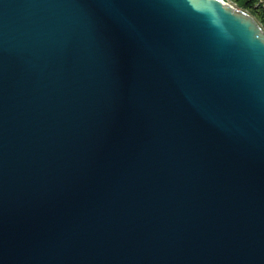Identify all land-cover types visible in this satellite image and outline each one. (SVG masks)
Segmentation results:
<instances>
[{
    "label": "water",
    "instance_id": "obj_1",
    "mask_svg": "<svg viewBox=\"0 0 264 264\" xmlns=\"http://www.w3.org/2000/svg\"><path fill=\"white\" fill-rule=\"evenodd\" d=\"M216 3L0 0V264H264V26Z\"/></svg>",
    "mask_w": 264,
    "mask_h": 264
},
{
    "label": "trees",
    "instance_id": "obj_2",
    "mask_svg": "<svg viewBox=\"0 0 264 264\" xmlns=\"http://www.w3.org/2000/svg\"><path fill=\"white\" fill-rule=\"evenodd\" d=\"M239 7H242L253 15L257 17V19L263 24L264 26V8L261 6H257L259 0H234Z\"/></svg>",
    "mask_w": 264,
    "mask_h": 264
},
{
    "label": "clouds",
    "instance_id": "obj_3",
    "mask_svg": "<svg viewBox=\"0 0 264 264\" xmlns=\"http://www.w3.org/2000/svg\"><path fill=\"white\" fill-rule=\"evenodd\" d=\"M206 2L210 5V7L206 12L201 13V15L205 16V18H207L209 22H211L213 9L216 11L217 14H220L223 9L220 7V5L216 3V0H206ZM186 3L187 0H176V4L181 10H183L182 6L186 5ZM228 11L231 12L232 10L229 9Z\"/></svg>",
    "mask_w": 264,
    "mask_h": 264
},
{
    "label": "built area",
    "instance_id": "obj_4",
    "mask_svg": "<svg viewBox=\"0 0 264 264\" xmlns=\"http://www.w3.org/2000/svg\"><path fill=\"white\" fill-rule=\"evenodd\" d=\"M228 2L233 3L234 5L238 6L237 3L234 0H226ZM257 6H261L262 8H264V0H259L258 3L256 4Z\"/></svg>",
    "mask_w": 264,
    "mask_h": 264
},
{
    "label": "rangeland",
    "instance_id": "obj_5",
    "mask_svg": "<svg viewBox=\"0 0 264 264\" xmlns=\"http://www.w3.org/2000/svg\"><path fill=\"white\" fill-rule=\"evenodd\" d=\"M242 8V7H241Z\"/></svg>",
    "mask_w": 264,
    "mask_h": 264
}]
</instances>
